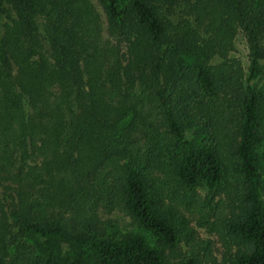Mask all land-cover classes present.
I'll return each instance as SVG.
<instances>
[{
	"label": "trees",
	"instance_id": "obj_1",
	"mask_svg": "<svg viewBox=\"0 0 264 264\" xmlns=\"http://www.w3.org/2000/svg\"><path fill=\"white\" fill-rule=\"evenodd\" d=\"M101 1L126 53L102 39L90 0H0V183L17 229L47 250L37 264H202L167 261L177 213L151 175L165 169L183 187H214L229 161L242 201L227 222L242 243L234 264H264V79L243 81L227 59L240 28L252 47L248 77L259 71L264 0ZM114 193L155 242L81 217L87 198ZM44 204L70 209L74 231L63 216L40 215ZM13 223L0 218V250L6 233L18 236ZM58 236L72 254L53 248Z\"/></svg>",
	"mask_w": 264,
	"mask_h": 264
},
{
	"label": "rangeland",
	"instance_id": "obj_2",
	"mask_svg": "<svg viewBox=\"0 0 264 264\" xmlns=\"http://www.w3.org/2000/svg\"><path fill=\"white\" fill-rule=\"evenodd\" d=\"M99 16L100 34L103 40L119 48L120 52H127L129 42L126 37L110 29L106 12L101 0H90ZM6 18L0 17V33L2 23ZM264 43V42H263ZM252 47L246 34L237 28L233 39L232 49L227 59L238 61L242 70V80L259 85L264 79V56L258 59L259 71L254 77H248V68ZM220 55L211 57L212 62H218ZM159 129L162 126L158 125ZM264 132V119H262ZM259 172L264 177V139L259 146ZM152 181L156 186L159 198L165 205H171L177 213L178 239L173 245H162L168 262H176L193 256L201 260L202 264H234L236 254L242 250V243L235 235L227 230V222L239 215L242 201L240 199V183L234 165L229 161L226 171L220 183L214 187H208L199 183L193 188H186L178 184L169 171L165 169L155 170ZM7 181L0 183V218L13 223V205L10 194L12 192L5 186ZM13 196V195H12ZM111 200L104 194L87 198L82 210L83 219L90 218L93 227L102 229L113 236L123 235L128 232L142 233L150 241L155 242L140 224L133 220L123 208L118 194H111ZM264 201V195L261 196ZM37 212L50 220H61L64 217L65 229L71 233V220H74L70 209H57L51 205H41ZM84 221L81 223L83 224ZM83 227V226H82ZM12 231H17L18 236L6 233L4 241L6 249L0 250V264H37L40 254L46 253L45 246L36 242L28 234L17 229L15 223L11 225ZM83 229L88 230L86 225ZM43 238H39L42 240ZM53 248L66 256L73 253L74 243L57 237Z\"/></svg>",
	"mask_w": 264,
	"mask_h": 264
}]
</instances>
